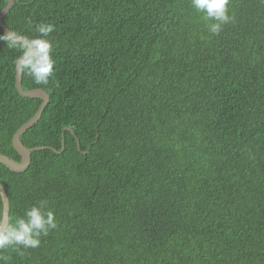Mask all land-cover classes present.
<instances>
[{
  "label": "trees",
  "instance_id": "trees-1",
  "mask_svg": "<svg viewBox=\"0 0 264 264\" xmlns=\"http://www.w3.org/2000/svg\"><path fill=\"white\" fill-rule=\"evenodd\" d=\"M229 14L213 35L191 0H16L10 30L55 25V78L23 75L50 102L21 139L46 148L0 184L10 216L47 201L58 227L2 264H264V0ZM17 55L0 42V153L21 161L42 101Z\"/></svg>",
  "mask_w": 264,
  "mask_h": 264
},
{
  "label": "clouds",
  "instance_id": "clouds-1",
  "mask_svg": "<svg viewBox=\"0 0 264 264\" xmlns=\"http://www.w3.org/2000/svg\"><path fill=\"white\" fill-rule=\"evenodd\" d=\"M191 5L202 14L208 31L213 35H219L233 19L229 14L230 0H191ZM54 31V24L40 22L35 25V36L17 30L0 35V42L19 53L13 61L18 78L27 75L38 86H47L54 80V43L49 39ZM3 216L4 209L0 205V252L12 249L23 255L21 249L38 248L41 238L58 227L55 213L47 209V201L32 205L23 216H10L7 225ZM4 260L6 257L0 256V264Z\"/></svg>",
  "mask_w": 264,
  "mask_h": 264
},
{
  "label": "water",
  "instance_id": "water-1",
  "mask_svg": "<svg viewBox=\"0 0 264 264\" xmlns=\"http://www.w3.org/2000/svg\"><path fill=\"white\" fill-rule=\"evenodd\" d=\"M7 1H8L7 7L0 13V28L3 30L4 34L8 32L10 29L4 24L3 20L5 16L9 14L16 0H7ZM22 79H23V76L16 78V85H17L19 94L25 98L40 99L42 101V104H41L39 111L33 116V118H31L26 124H24L15 133L13 137V146H14V149L17 151V153L20 155L21 161H17L7 155L0 153V163L4 165L6 168H8L10 171L15 172V173L26 172L32 163V152L35 150H41V149L46 148V147L28 148L27 146L24 145L21 137L30 128L34 127L36 124L39 123L40 119L42 118L45 108L50 102L49 94L42 89L25 91L22 85ZM63 147H65L64 141H63ZM0 198H1L3 209H4V216H3L4 223L5 225H7L9 221V217H10V211H11L10 198H9V195L6 189L1 184H0Z\"/></svg>",
  "mask_w": 264,
  "mask_h": 264
}]
</instances>
